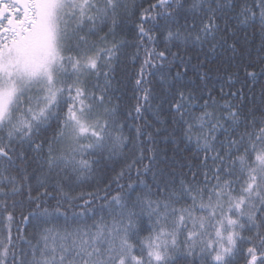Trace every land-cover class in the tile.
Masks as SVG:
<instances>
[{"label":"snow or ice","instance_id":"6c2138e0","mask_svg":"<svg viewBox=\"0 0 264 264\" xmlns=\"http://www.w3.org/2000/svg\"><path fill=\"white\" fill-rule=\"evenodd\" d=\"M259 77L264 0H0V264H264Z\"/></svg>","mask_w":264,"mask_h":264},{"label":"trees","instance_id":"16d2710c","mask_svg":"<svg viewBox=\"0 0 264 264\" xmlns=\"http://www.w3.org/2000/svg\"><path fill=\"white\" fill-rule=\"evenodd\" d=\"M122 35H124V34H122ZM127 39L129 41H131L133 39V36H132V34L130 32L127 33ZM241 39H242V36H241ZM124 51H125V53H127L130 56L131 53L134 51V47L129 46V47L125 48ZM217 59H218V57L217 58H213V61L212 62L213 63H216V60ZM192 62L195 63V59ZM138 67H139V60H137V61L128 60L127 63H126V65H120V66L117 67V70H116L117 78L118 79H127L129 73L134 72ZM122 69H124V70L122 71ZM191 74L192 73H189V75H191ZM223 74H224L223 73V68L221 67V72L220 73L213 72L212 73V76L209 78V87H213L214 88V94H215L216 91L219 90V87L221 85V76ZM240 75H241V79H242L243 78V73H241ZM258 80H259V82L256 83L253 86V90L257 94V96L259 95V90H260L261 83H264V77H259ZM251 83H252L251 80H249L248 81V85H251ZM240 86H241L240 83H236V84L232 85L233 88H238ZM225 90H227V86H225ZM245 90L247 91V86L245 87ZM127 92H128V96H131L132 95L131 80H128ZM159 147H160V149H162V150H165L166 149L167 151H166V153L165 152H162L161 153L160 164L158 166H163L165 163L171 164L172 162H171L170 159L166 161V160H164L162 158L164 155H167L168 157H171V155H172V146H171V143L170 142L161 141ZM192 147H194V145H192L188 149H185L184 150V157H188L189 159H191V156H192L191 148ZM181 148H184V146L181 145ZM192 162L195 163V161H192ZM145 163H147V161H145ZM29 170L31 171V169H29ZM183 170L185 172H187V168H184ZM81 190H82L81 188H76L75 189L76 192H79ZM83 190L84 191H91L92 189H91L90 186L85 185V186H83ZM97 203L100 204V203H102V201H97ZM27 211H28V208L25 205V214H27ZM100 214L101 213L98 212L97 213V216H95V217H92L91 214H90V218H88L84 222L87 223V224H91L92 221H93V219H97ZM13 231L15 232V229H13ZM32 231H33V225H28L26 227L25 234L27 235L28 233H31Z\"/></svg>","mask_w":264,"mask_h":264}]
</instances>
